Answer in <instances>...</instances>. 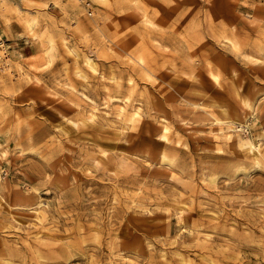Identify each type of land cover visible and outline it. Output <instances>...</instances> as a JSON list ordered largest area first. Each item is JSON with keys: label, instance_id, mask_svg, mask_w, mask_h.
Listing matches in <instances>:
<instances>
[{"label": "rangeland", "instance_id": "1", "mask_svg": "<svg viewBox=\"0 0 264 264\" xmlns=\"http://www.w3.org/2000/svg\"><path fill=\"white\" fill-rule=\"evenodd\" d=\"M7 1L0 264H264V0Z\"/></svg>", "mask_w": 264, "mask_h": 264}, {"label": "bare ground", "instance_id": "2", "mask_svg": "<svg viewBox=\"0 0 264 264\" xmlns=\"http://www.w3.org/2000/svg\"><path fill=\"white\" fill-rule=\"evenodd\" d=\"M8 1L7 0H0V8L1 9H3V12L2 13H4V10H7V6H8ZM17 5V4H16ZM34 18L35 17H33V18H31V19H27V24L29 25V26H31L33 23H34V21H36V20H34ZM1 62V61H0ZM3 62V61H2ZM89 62V61H88ZM140 62V61H139ZM259 63V62H258ZM89 65L91 66V68L93 67L92 66V64H91V61L89 62ZM211 75H213V77L215 78V79H217V75H215V74H211ZM244 100V99H243ZM244 102H246L247 103V105L249 106L250 104H249V102H247V100H244ZM136 112V111H135ZM92 116V115H91ZM225 121H227V120H225ZM73 122V121H72ZM74 123V122H73ZM226 123V122H225ZM163 129H164V127H163ZM166 130V129H165ZM167 134V133H166ZM161 137L163 138H165V134H163V135H161ZM163 138V139H164ZM165 140V139H164ZM104 152V151H103ZM164 181V180H163ZM84 183H86V182H84ZM87 183H88V181H87ZM81 185V183H79L78 185H75V188H79V186ZM81 189V188H80ZM64 200V199H63ZM41 202L40 201H38V205L40 204ZM40 205H42V204H40ZM39 215V214H38ZM42 217H43V219H45V216L42 214ZM38 218V217H37ZM53 236H56V235H53ZM8 241V240H7ZM12 241V240H11ZM10 241V242H11ZM15 242V241H14ZM15 244V243H14ZM12 245V244H11ZM15 246V245H14ZM49 251V250H48ZM2 252H10L11 254H17L18 252H19V250H17V249H15V248H9V249H6L5 250V247L4 248H2V247H0V253H2ZM78 252V251H77ZM69 253V251L68 250H65L62 254H61V256L63 255V257H65L66 256V254H68ZM49 254V253H48ZM52 256V255H51ZM59 256L60 255H54L53 257L55 258H59ZM2 258V257H1Z\"/></svg>", "mask_w": 264, "mask_h": 264}, {"label": "built area", "instance_id": "3", "mask_svg": "<svg viewBox=\"0 0 264 264\" xmlns=\"http://www.w3.org/2000/svg\"><path fill=\"white\" fill-rule=\"evenodd\" d=\"M8 45L0 31V61H4L8 57Z\"/></svg>", "mask_w": 264, "mask_h": 264}]
</instances>
